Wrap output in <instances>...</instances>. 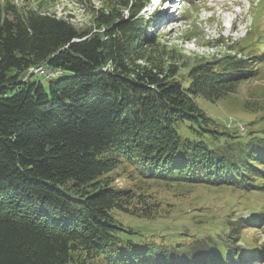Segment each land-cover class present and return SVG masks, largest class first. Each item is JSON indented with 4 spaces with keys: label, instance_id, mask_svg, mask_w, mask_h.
Segmentation results:
<instances>
[{
    "label": "trees",
    "instance_id": "16d2710c",
    "mask_svg": "<svg viewBox=\"0 0 264 264\" xmlns=\"http://www.w3.org/2000/svg\"><path fill=\"white\" fill-rule=\"evenodd\" d=\"M112 1L130 18L97 9L96 31L0 6V264H234L242 228L264 232L263 210L250 214L253 225L228 219L229 207L219 223L174 233L153 228L159 210L141 190L149 181L264 189V126L253 129L261 106L244 102L260 116L242 133L196 101L234 93L226 85L254 72L225 55L199 60L182 80L154 52L149 20L137 15L145 0ZM239 50L252 61L264 53ZM43 64L58 71L27 75ZM119 168L140 191L112 185Z\"/></svg>",
    "mask_w": 264,
    "mask_h": 264
},
{
    "label": "rangeland",
    "instance_id": "374dc122",
    "mask_svg": "<svg viewBox=\"0 0 264 264\" xmlns=\"http://www.w3.org/2000/svg\"><path fill=\"white\" fill-rule=\"evenodd\" d=\"M153 1L146 0L144 3L146 5L138 11L137 15L149 20L147 34L150 38L157 39L156 47L153 45L156 48L154 52L161 55L164 68L169 64H173L177 68V76L180 79L186 80L191 66H195L199 60L214 61L222 59L225 55H230L248 62L247 65L251 67L254 75L249 78L244 77L235 86L226 85L225 90L229 89V86H232L233 90L236 88L234 93L223 95L211 102L201 97L196 98V101L208 115L221 122L225 121L226 117L228 119L234 117L237 120L236 126L242 133L251 128L248 125L249 121L257 120L260 114L264 113V53L259 56L252 55V57L257 56V61H252L239 48L248 47V45L254 50L264 47V0H186L180 8L181 18L175 22L176 25L171 30L161 27L162 25L158 26L166 20V17H171H164L163 11L168 9L164 6L165 3ZM10 4L20 12L31 10L41 14L55 15L70 21L77 28L90 27L91 31H96L93 28V20L97 9L103 11L117 9L122 19L130 18L127 8L112 0H0V6ZM228 24L230 25V34L235 32L239 35L237 31L244 33L242 27L248 28L249 26L250 28L247 33H244L247 37L240 42L238 49L229 46H234V40L228 41L226 44L217 40L219 35L223 36L221 34L226 37L227 29L224 26H228ZM162 31L164 32L161 33ZM222 42L224 41L222 40ZM132 55L135 58L138 56H135V53ZM136 62L145 64L143 59H137ZM40 66L37 67L46 68L44 64ZM37 79L46 84L44 79L40 77ZM244 102H252L251 106L256 108L261 106L262 112L259 114L246 111L243 106ZM263 126L264 121L261 119L260 122L253 123L255 130ZM179 131L183 132V129H179ZM111 175L114 178L113 186L130 187L137 192L141 190L138 179H129L124 169H116ZM148 183V187H144L141 192L148 194L159 210L156 213L159 219H155L152 223L154 229L168 225L172 230L167 231L179 233L186 226L191 229L196 228L197 222L202 224L219 223L227 217L226 211L229 207L232 209V214L228 219L234 220L241 216L246 218L244 223L240 222L243 226L252 225L253 221H250L251 216L249 215L264 211V189L242 194L239 190L223 186L189 185L176 181L162 184L152 181ZM116 213L118 217L124 219V222H141L140 218ZM145 221L147 220H144V223ZM245 229L242 228V236L238 241L245 254L243 258L247 260V257L251 255L248 253L250 246L248 248L246 242L250 241V245H253L251 241L255 240L254 246L258 244L261 249H258L261 256H257L256 259L250 257L246 264H264V232L260 230L259 233H256L252 230L253 228ZM183 230L182 232H184Z\"/></svg>",
    "mask_w": 264,
    "mask_h": 264
},
{
    "label": "built area",
    "instance_id": "2783aa9c",
    "mask_svg": "<svg viewBox=\"0 0 264 264\" xmlns=\"http://www.w3.org/2000/svg\"><path fill=\"white\" fill-rule=\"evenodd\" d=\"M40 67H42V66H40ZM40 67L35 66L33 68H29L28 74H47V73H52V72L58 71V70L50 68L48 66H46L45 69H41Z\"/></svg>",
    "mask_w": 264,
    "mask_h": 264
},
{
    "label": "bare ground",
    "instance_id": "6f19581e",
    "mask_svg": "<svg viewBox=\"0 0 264 264\" xmlns=\"http://www.w3.org/2000/svg\"><path fill=\"white\" fill-rule=\"evenodd\" d=\"M167 24V23H166ZM162 25V24H161ZM172 25V24H171ZM166 26H169L168 24L166 25ZM162 32H164V31H162Z\"/></svg>",
    "mask_w": 264,
    "mask_h": 264
}]
</instances>
